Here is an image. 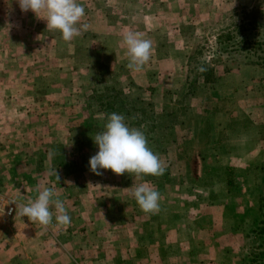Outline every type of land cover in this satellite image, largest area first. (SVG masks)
Listing matches in <instances>:
<instances>
[{
    "label": "rangeland",
    "instance_id": "rangeland-1",
    "mask_svg": "<svg viewBox=\"0 0 264 264\" xmlns=\"http://www.w3.org/2000/svg\"><path fill=\"white\" fill-rule=\"evenodd\" d=\"M78 2L90 27L66 42L18 0H0V264H264V65L240 48L264 40V0H163L159 24L127 15L111 24L117 38L98 39L95 7ZM127 31L152 42L139 72L116 46ZM113 112L144 132L163 175L91 172L93 138ZM140 184L160 193L157 213L133 197ZM38 187L55 188L68 226L54 206L48 226L17 214ZM185 194L188 226L159 215ZM215 199L240 215L230 239L212 236L222 217L214 226L202 207Z\"/></svg>",
    "mask_w": 264,
    "mask_h": 264
},
{
    "label": "clouds",
    "instance_id": "clouds-1",
    "mask_svg": "<svg viewBox=\"0 0 264 264\" xmlns=\"http://www.w3.org/2000/svg\"><path fill=\"white\" fill-rule=\"evenodd\" d=\"M22 12L31 10L38 19L46 21L47 30H58L62 39L70 42L74 37L86 32L90 25L81 24L85 8L78 0H18ZM128 57L127 68L134 72L142 70L151 57L152 42L142 38L138 32L127 31L123 36ZM201 72L206 71L201 67ZM93 138V137H92ZM98 152L90 157V170L97 176L103 175L101 169L111 170L117 175L128 174L160 176L165 172L160 157L148 146L146 135L140 129L129 127L122 114L111 113L107 117L104 130L93 138ZM57 180L60 178L57 175ZM38 196L26 205L17 204V214L26 216L32 222L48 226L55 220L58 224L68 226L71 218L67 213L65 202L56 198L54 187H38ZM132 195L145 213L159 211L160 193L148 184L133 188ZM127 210V209H126Z\"/></svg>",
    "mask_w": 264,
    "mask_h": 264
},
{
    "label": "crops",
    "instance_id": "crops-1",
    "mask_svg": "<svg viewBox=\"0 0 264 264\" xmlns=\"http://www.w3.org/2000/svg\"><path fill=\"white\" fill-rule=\"evenodd\" d=\"M148 4L146 3V0H91V6H93V8L95 7V11L93 10V15H92V21L94 23V28L91 32V36L94 37L95 39H98L99 34H106V33H113L112 36L114 38L116 37V33H117V29H116V23L117 21H121V22H127V19L125 18L127 15L128 16H138L139 21L140 22H147V17L150 16V18L153 19L154 23L159 24L160 21H162V12H163V7L166 6L167 3H163V0H147ZM171 2V1H170ZM147 6H149V10ZM127 7V8H125ZM130 9H133V11H131ZM160 12V13H158ZM121 17L124 18V20H119L116 19L117 17ZM114 22H116L111 28V24H113ZM108 29H107V28ZM178 30V29H177ZM116 46H118V49L120 48L121 52L123 54H126V46H124L123 42H121L119 45L116 44ZM120 46V47H119ZM125 61H122V63H124ZM222 181H220L219 184H221ZM178 194V193H177ZM177 194L175 192H171L169 198L171 199H176ZM86 195V194H85ZM207 198V197H206ZM208 198H211V196H208ZM184 201H182V205L180 206L181 208L178 210L175 209H171L168 210L164 213H160L159 215H164V214H168L170 212V214H168L169 218H172L169 222L173 223L174 220H177V222L181 223L182 226H188L189 224L188 222V218H192V215H188L187 218L185 219L184 216H182V212H185V209H189V200H192V196H190V194H185V197L183 198ZM222 200L220 199H215V201H212L210 203H208V208L206 206V204H204V207H202L209 215L207 219L212 220V224L215 226V223L213 222V219L216 220L215 218L212 219V217H214L215 215H217V219L218 216L220 215V217H222L221 221L219 222V225L222 226V230H220L218 233H216V235L212 234V236H217L220 237L221 239H225L227 240L230 239V232L233 231L234 227L233 226H238V222H239V218L240 215L237 214V211H228L227 213L225 212V210L222 212V209L225 208H229V205L227 202H221ZM217 204V205H216ZM216 207H218V211L216 210ZM222 207V208H221ZM163 208L161 207V210ZM167 209V208H166ZM203 211V210H202ZM220 213V214H218ZM203 214V212H202ZM203 217H205L203 215ZM211 217V218H209ZM225 218H228V221H223ZM193 220V219H191ZM223 221V222H222ZM157 222L159 223V225L163 226L166 225L167 223L162 222V220L157 219ZM206 226H211L209 224H207ZM228 226V228H226ZM232 226V227H230ZM171 231L173 229H170ZM232 230V231H231ZM230 231V232H229ZM224 232L226 234H224ZM228 232V233H227ZM176 233V232H175ZM208 234H210V232H207ZM221 233V234H220ZM185 234V233H184ZM187 234V233H186ZM177 235V234H176ZM232 235V234H231ZM210 235V237H212ZM230 236V237H229ZM175 237V235H174ZM217 238H215V243H217L216 240ZM229 243V242H228ZM227 244V243H226ZM226 244H224L225 246H227ZM229 245V244H228ZM229 246L225 247V249L223 250L224 253H228L229 250H227L226 248H228ZM222 250V249H221ZM235 251L232 252V256H234ZM230 254V253H229ZM228 260L231 259V255L228 256Z\"/></svg>",
    "mask_w": 264,
    "mask_h": 264
},
{
    "label": "trees",
    "instance_id": "trees-1",
    "mask_svg": "<svg viewBox=\"0 0 264 264\" xmlns=\"http://www.w3.org/2000/svg\"><path fill=\"white\" fill-rule=\"evenodd\" d=\"M242 26V25H241ZM240 26H238L239 28ZM237 28V29H238ZM224 37H227V38H230L232 37V34H230V32L228 31ZM263 43H264V40H256V41H253V44L250 45V46H245L246 42L244 40L243 44L240 45V48H246V50H249L251 51V49L255 52V54L257 55L256 56V59L255 60H252L251 63H257V64H261V65H264V46H263ZM260 51H262L263 53H261ZM249 52L246 51V54H248ZM259 57V59H258ZM209 79V78H208ZM259 231H262L264 232V226L261 228V230ZM264 262V261H263Z\"/></svg>",
    "mask_w": 264,
    "mask_h": 264
}]
</instances>
